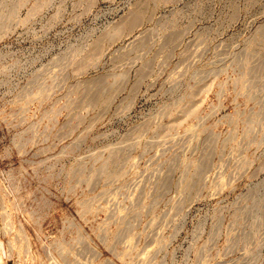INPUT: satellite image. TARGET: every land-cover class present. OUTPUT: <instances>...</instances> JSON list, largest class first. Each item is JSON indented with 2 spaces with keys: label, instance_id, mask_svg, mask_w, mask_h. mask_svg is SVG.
<instances>
[{
  "label": "rangeland",
  "instance_id": "1",
  "mask_svg": "<svg viewBox=\"0 0 264 264\" xmlns=\"http://www.w3.org/2000/svg\"><path fill=\"white\" fill-rule=\"evenodd\" d=\"M0 264H264V0H0Z\"/></svg>",
  "mask_w": 264,
  "mask_h": 264
}]
</instances>
